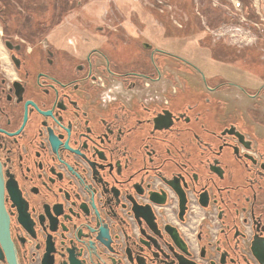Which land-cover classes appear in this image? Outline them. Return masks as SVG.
<instances>
[{"label": "flooded vegetation", "instance_id": "flooded-vegetation-1", "mask_svg": "<svg viewBox=\"0 0 264 264\" xmlns=\"http://www.w3.org/2000/svg\"><path fill=\"white\" fill-rule=\"evenodd\" d=\"M9 1L0 0V199L10 237L0 236V264H10L6 243L18 264H264V74L233 80L147 40L112 60L101 36L113 32L69 37ZM231 89L252 115L243 101L231 109ZM232 160L248 175L226 186ZM136 204L151 206L152 224Z\"/></svg>", "mask_w": 264, "mask_h": 264}, {"label": "rangeland", "instance_id": "rangeland-1", "mask_svg": "<svg viewBox=\"0 0 264 264\" xmlns=\"http://www.w3.org/2000/svg\"><path fill=\"white\" fill-rule=\"evenodd\" d=\"M11 1L17 5L18 8L15 9L17 13L27 15L32 20L38 19L39 27L45 23L48 29H55L60 28L59 24H63L70 31L69 37L82 35V40L86 41L100 34L107 35L105 33L113 32L107 35L111 36L109 39L101 36L106 40L103 49L112 60L136 55L139 43L147 40L154 44L165 43L169 49L177 48L186 57L203 62L205 65L207 62H211V66L215 63L222 65L233 80L241 79L243 76L264 74V20L261 17L259 20L255 19L252 12L254 10L256 15H260L259 10L263 8L264 0H249L253 6V10L248 7L249 15L245 12L246 0H240L246 17L252 22H259L262 28V32L255 33L258 36L252 37L247 44H239L235 42L237 41L235 38L212 32L231 22L230 14L236 12L232 0H10L9 2ZM114 33H119L121 36L125 34L128 39H132L126 42V39ZM246 37L248 40V36ZM229 93L234 97L238 94L236 89H231ZM238 96L231 109H235L237 104L243 101L249 110L252 101L241 97L240 94ZM249 113L251 114L250 110ZM195 151L199 158V148L196 147ZM225 168L226 178L224 181L221 180L222 184L236 186L245 182L248 171L238 161L228 162Z\"/></svg>", "mask_w": 264, "mask_h": 264}, {"label": "built area", "instance_id": "built-area-1", "mask_svg": "<svg viewBox=\"0 0 264 264\" xmlns=\"http://www.w3.org/2000/svg\"><path fill=\"white\" fill-rule=\"evenodd\" d=\"M232 2L236 12L230 14L231 22L227 25H224L223 28L212 32L216 35H226L231 38H235L237 40L235 42L239 44H247L251 41L252 37L256 38V36H258V34L255 33L262 32L261 24L259 22H252L246 17L247 15L244 12V8L240 0H232ZM260 17L264 20L263 14L260 13ZM246 36H248V40Z\"/></svg>", "mask_w": 264, "mask_h": 264}, {"label": "water", "instance_id": "water-1", "mask_svg": "<svg viewBox=\"0 0 264 264\" xmlns=\"http://www.w3.org/2000/svg\"><path fill=\"white\" fill-rule=\"evenodd\" d=\"M152 198L160 203V204H164L165 203V194H159L157 192H153L152 193ZM204 206H206L205 203H202ZM134 211L137 215V217L139 218H144L149 224H152V221H153V209L151 208V206L149 205H145V206H141V205H138L136 204L134 206ZM9 227H10V223H9V216L5 210V207L3 205V202H2V199H0V236L1 238L3 239L4 242H6L7 240L9 241V237H10V230H9ZM10 249H9V248ZM6 248L8 250V262L10 264H18V260H17V257H16V254H15V251L11 245V243H9V246L7 245L6 243ZM254 251L255 253L257 254V249L254 247ZM4 257V259H5Z\"/></svg>", "mask_w": 264, "mask_h": 264}, {"label": "trees", "instance_id": "trees-1", "mask_svg": "<svg viewBox=\"0 0 264 264\" xmlns=\"http://www.w3.org/2000/svg\"><path fill=\"white\" fill-rule=\"evenodd\" d=\"M248 7H250L251 10H253V6H252L251 1L246 0V8H245V12H246L247 15H249ZM252 12L254 13V18L257 19V20H259V19H260V15H259V14L256 15L255 12H254V10H253ZM208 16H209V15H208ZM227 20H229V19L227 18ZM213 26H215V23L213 24Z\"/></svg>", "mask_w": 264, "mask_h": 264}, {"label": "crops", "instance_id": "crops-1", "mask_svg": "<svg viewBox=\"0 0 264 264\" xmlns=\"http://www.w3.org/2000/svg\"><path fill=\"white\" fill-rule=\"evenodd\" d=\"M255 2V1H254ZM256 3V2H255ZM264 4V3H263ZM263 76V74L262 75H260L259 77H262Z\"/></svg>", "mask_w": 264, "mask_h": 264}]
</instances>
